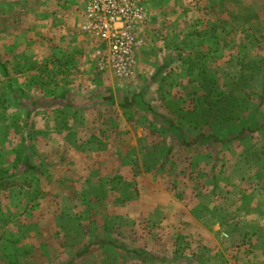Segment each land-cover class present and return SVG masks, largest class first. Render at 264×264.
Wrapping results in <instances>:
<instances>
[{"label": "rangeland", "instance_id": "obj_1", "mask_svg": "<svg viewBox=\"0 0 264 264\" xmlns=\"http://www.w3.org/2000/svg\"><path fill=\"white\" fill-rule=\"evenodd\" d=\"M136 1L146 15L135 32L136 63L119 75L98 64L97 42L80 30L86 0H0V157L14 165L31 143L106 146L121 156L111 159L116 195L127 189L128 198L152 193L158 201L115 225L122 209L92 202L96 231L110 224L107 237L125 245L138 223L162 264H197L214 249L209 256L229 264H264V0ZM125 99L133 108H121ZM35 156L43 158L38 148ZM20 188L11 194L26 200L4 224L33 232H5L12 247L1 264H137L115 248L84 254L78 245L95 233L79 238L68 224L64 252L39 197ZM167 194L184 206L175 205L176 216L166 217L159 202ZM77 211L70 220L85 227L89 211ZM225 229L228 241L219 237Z\"/></svg>", "mask_w": 264, "mask_h": 264}, {"label": "crops", "instance_id": "obj_2", "mask_svg": "<svg viewBox=\"0 0 264 264\" xmlns=\"http://www.w3.org/2000/svg\"><path fill=\"white\" fill-rule=\"evenodd\" d=\"M79 37L80 38H77L78 41L83 40L81 39L83 37L82 35ZM60 39H62V37H59V41H58L59 43L66 42V39L64 40H60ZM74 130L75 131H69V132L74 134L76 132H79L78 129L76 130L74 128ZM50 133L51 132L46 133L44 135V136H49L48 139L45 138L46 140H50V141L53 140L51 139ZM52 133L60 134L61 130L58 129V132H52ZM25 142L27 143V137L25 139ZM79 146L80 145H76V144L62 143V144H57L55 149H53L49 145L46 146V144L42 145L41 143V146L37 145V148L39 150L40 155H43V158L41 161H37L35 156V152H37V148L34 149V145L33 143H31L29 144V150L26 149V145L25 148H21L23 152V157L21 158V161H17L14 165H10V166L3 157H0V178L3 179L2 180L3 182L0 181V254L2 253L4 248L10 246L7 245L8 234L5 232H10L9 234H13L14 236L17 233H21L20 235L23 234L24 236H29V233L33 232V230L31 229L32 226H29L28 224L24 226L23 230L20 229L22 230V232H18L19 230H16L17 227H15L14 225L4 224L10 220L15 221L12 220L13 217L16 216L15 211L17 213L19 205L22 206L26 200L25 197V200L19 201V198L15 196V193L11 194V192H13L17 187H22L20 188L22 189V194L28 195L30 199L39 197V201H41L42 203L40 206L38 205L39 204L38 203L37 206H39V208L42 210L41 213L46 214L45 219L53 218L54 221L56 222V226H57L56 230L61 235V238L59 235V242L61 240V246L65 248L63 250L64 252L66 251V247H67L66 241L69 237H71L68 233V238H65L67 237L65 224L69 225V231L71 230L72 227L73 235L79 236V238H82L80 237L81 233H83V231L86 232L87 230L92 232V234L95 233L94 235H92V237L97 238L95 239V241L103 240L109 234L110 224L107 227V224L104 225L103 223V229H100V231L99 230L96 231L98 225L96 219L91 214L92 212L91 208L87 210L88 204L90 206H93L92 202H94L95 204H101L105 208L111 207L112 209H114L115 207H120V209H122L120 216L118 217L116 216L117 218L113 219V225H115L118 224L119 222L122 223V221H124V218L126 220L129 218L128 210L135 209V212H138L140 214L144 209L149 210L150 207L154 204V202L157 203L158 199L152 197L153 196L152 193H149L148 195L146 194L142 195V193L138 194L137 192L135 197L128 198L127 189L123 188L125 190L124 193L123 194L120 193L119 195H116L115 188H113V186L110 187V185L114 184V180H113L114 178L112 177L113 179L111 178L110 180V177L114 174L113 173L114 171L111 167L112 164L111 159L115 158L119 163L121 156H119L116 153L110 154V152L107 151L108 149L105 150L106 146L87 148L85 150L83 149V147L79 148ZM17 150L19 149H16V151ZM54 152H56L55 157L54 155L52 156ZM15 153L16 152H13L14 155ZM50 155H51V159H49ZM47 156L49 157L48 159H46ZM47 160H51V162H48ZM25 161H27L31 166L37 168L39 170V173L24 174L22 172L21 165ZM55 163L58 166L56 169L53 168V165ZM7 168H9L10 171ZM18 176H23L27 184L21 185L18 183L17 185V182L19 181V179L17 178ZM14 179L16 180L13 182ZM34 182H37L38 184H40V186L37 188L34 187ZM7 185H8V189H6L7 187H4ZM7 190H9V194H4L5 191ZM117 192H119V189L117 190ZM7 195L9 199L6 201L7 198L5 197ZM167 196H169L167 197V199L159 200V202H162L161 203L162 208L164 209V211H166V217L176 216V213L179 212L178 210L179 207L181 206L182 208L183 205H181V203L176 198H173L172 195L167 194ZM50 199L56 200V202H58L56 203V205L54 204V206L52 207L53 210L50 208L51 207L49 203ZM83 199L85 200L86 204L80 203V201H82ZM5 205L6 207H4ZM175 205L176 207H178L179 205L177 211H175L176 208ZM244 207L245 204H242L240 208L243 210ZM77 210H79V212L89 211V220L86 221L87 225H85V227H87L88 229H85L83 225L80 226L79 224L75 223V221L70 220V217H73V219H75L76 216H79ZM134 221L138 222L137 220ZM119 226L121 225H117V227ZM226 231L227 230L225 229L221 231L219 234V237L223 241L229 240V235L227 233L228 231L227 232ZM96 235L98 236L105 235L106 237H97ZM236 239H237L236 237H233L229 242H233ZM109 240L113 241V239H109ZM125 240H126V244L124 245L123 243H121V245L123 246L129 245L128 237ZM92 242L94 241L80 243L78 246L88 247L89 250H94L97 248H104V249L113 248L112 246L104 245L102 243L93 245ZM163 244L164 247L166 248L167 247L166 243L163 242ZM151 246L152 244L151 245L148 244L146 240L143 241L142 247L145 251H148L147 249H151ZM213 248L216 247L213 246ZM158 250L159 248L158 249L155 248V251L149 250V252L155 253L159 256ZM211 252H217L218 254V251L216 249H214L213 251H206L204 256L201 259H199L200 263L197 264H229L226 260L222 258L216 257V259L218 258V260H216L214 259V257L213 258L210 257L209 254H211ZM3 261L4 259L0 257V264L3 263ZM107 261H109V259H107ZM136 263L141 264L138 261Z\"/></svg>", "mask_w": 264, "mask_h": 264}, {"label": "built area", "instance_id": "obj_3", "mask_svg": "<svg viewBox=\"0 0 264 264\" xmlns=\"http://www.w3.org/2000/svg\"><path fill=\"white\" fill-rule=\"evenodd\" d=\"M145 19L136 0H86L80 30L97 42L98 64L122 75L134 68L140 45L135 32Z\"/></svg>", "mask_w": 264, "mask_h": 264}, {"label": "trees", "instance_id": "obj_4", "mask_svg": "<svg viewBox=\"0 0 264 264\" xmlns=\"http://www.w3.org/2000/svg\"><path fill=\"white\" fill-rule=\"evenodd\" d=\"M211 38H212V40H213V38L216 39L215 35H213V37H211ZM65 105L66 104H63V103L61 104V106H65ZM133 106H134L133 100L125 99L124 104L121 105V108L123 110H127V109L133 108ZM263 127H264V120L261 123V127H258V128H263ZM242 132L243 131H241L240 133H242ZM240 133H239V135H240ZM210 137H211V135L207 136V138H210ZM234 138H236V136ZM234 138H232V139H234ZM214 141L218 142V143H223L221 141V139H218V138H215ZM185 145L188 146V144H185ZM177 146H178V143L172 144L170 149L168 150V153H170ZM162 161L163 162L161 164H164L166 161V157H164L162 159ZM161 164H160V167L162 166ZM21 168H22V172L24 174H27V173L38 174L39 173V170L37 168H35L34 166H31L27 161H25L21 165ZM2 180L3 179L0 178L1 182H3ZM130 233H131V236L129 238V245H127V246H123L121 244H116L117 242L109 240V239L94 241L92 243H93V245H97L99 243H102L104 245L112 246L118 252H121L122 254H128V255L130 254V256L134 257L133 259L136 262L138 261L141 264H162L164 262V260L160 256H158L157 254L149 252V251H145L143 249L142 244H143V238L145 235L143 234V232H141V229H140V226L138 223H136L133 227H131ZM133 238H135V241ZM88 250H89L88 247H86V249L83 251V253L84 252L86 253ZM83 253L78 254L77 258L82 257L85 254V253L84 254Z\"/></svg>", "mask_w": 264, "mask_h": 264}]
</instances>
